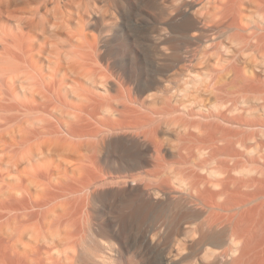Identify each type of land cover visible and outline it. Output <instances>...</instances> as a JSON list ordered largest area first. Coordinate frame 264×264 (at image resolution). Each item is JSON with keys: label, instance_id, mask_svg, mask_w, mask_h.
<instances>
[{"label": "rangeland", "instance_id": "rangeland-1", "mask_svg": "<svg viewBox=\"0 0 264 264\" xmlns=\"http://www.w3.org/2000/svg\"><path fill=\"white\" fill-rule=\"evenodd\" d=\"M21 6L37 11L31 28L47 54L74 61L79 84L107 96L110 112L122 109L131 92L143 113L108 132L98 153L104 172L95 175L76 227L63 229L64 236L73 230L81 236L62 240L58 264H163L160 252L168 255L164 264H254L239 254L222 260L199 242L208 213L198 214L185 189L195 157L181 159L178 152L196 141L189 135L202 136L196 126L213 115L264 113V0H27ZM0 25L14 26L6 15ZM263 140L252 142L255 155L264 154ZM156 147L166 159L159 175ZM138 151L149 159L142 169L119 168ZM195 153L197 161L209 156ZM46 257L51 263L52 254Z\"/></svg>", "mask_w": 264, "mask_h": 264}, {"label": "bare ground", "instance_id": "bare-ground-1", "mask_svg": "<svg viewBox=\"0 0 264 264\" xmlns=\"http://www.w3.org/2000/svg\"><path fill=\"white\" fill-rule=\"evenodd\" d=\"M24 3L0 0V16L14 24L0 25V264H58L62 240L81 236L78 230L64 236L63 229L76 227L95 175L104 172L98 153L108 132L143 113L131 92L122 109L110 112L107 96L79 84L74 61L47 54L42 35L31 28L37 11ZM212 118L196 126L202 136L189 135L196 141L178 152L181 159L195 157L185 189L198 214L208 213L199 242L222 260L239 254L241 261L264 264V154L255 155L252 145L264 137V113ZM195 151L209 156L197 161ZM148 162L138 151L121 159L119 168L142 169ZM165 167L156 147V175ZM225 226L231 231L228 248L222 246ZM241 241L245 247L239 250ZM158 257L163 264L168 260L162 252Z\"/></svg>", "mask_w": 264, "mask_h": 264}]
</instances>
